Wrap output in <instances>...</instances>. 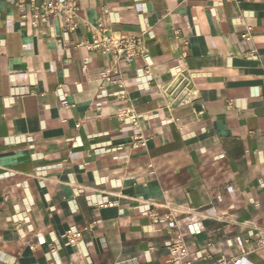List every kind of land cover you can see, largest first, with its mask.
<instances>
[{
    "label": "crops",
    "instance_id": "obj_1",
    "mask_svg": "<svg viewBox=\"0 0 264 264\" xmlns=\"http://www.w3.org/2000/svg\"><path fill=\"white\" fill-rule=\"evenodd\" d=\"M78 5L145 56L114 67L119 99L114 57L76 47L88 33L31 30L0 0V264H168V231L187 264L245 241L264 264V0Z\"/></svg>",
    "mask_w": 264,
    "mask_h": 264
},
{
    "label": "built area",
    "instance_id": "obj_2",
    "mask_svg": "<svg viewBox=\"0 0 264 264\" xmlns=\"http://www.w3.org/2000/svg\"><path fill=\"white\" fill-rule=\"evenodd\" d=\"M16 12L17 20L23 27H28L31 30H38L40 26L48 24L52 20H56L60 29L68 34H76L78 31L81 34L88 33L90 42L78 43L76 47H83L87 51H102L114 57L113 67L111 70H106L102 76V80L110 86L121 92L118 95L122 99L124 84L117 68L120 63L129 64L137 59H143L145 56V45L140 38L129 37L122 38L119 35L110 33L103 21L98 20L96 27L91 26L79 17L78 0H12ZM225 2H233L234 0H224ZM250 28H245L242 39L247 40L250 35ZM176 39L179 38L177 32ZM187 43L182 41L181 48L183 56ZM263 78L261 80L264 85V65H262ZM147 71V70H146ZM132 117V116H131ZM132 125L137 126V120L132 117ZM141 141V140H138ZM140 147H144V143L140 142ZM112 207V204H108ZM153 220L157 221V217L153 216ZM92 230V225H89L83 231ZM249 237H254L258 248H264V230L256 232L250 231ZM169 243L166 250L170 256L168 264H187L186 258L189 255L186 237L177 232V234L168 231ZM67 238L71 243L79 242V233L71 231L66 232ZM249 241H245L244 246L239 247V253H234L233 256L226 260L220 258L214 264H246L245 255L250 250L248 249Z\"/></svg>",
    "mask_w": 264,
    "mask_h": 264
}]
</instances>
